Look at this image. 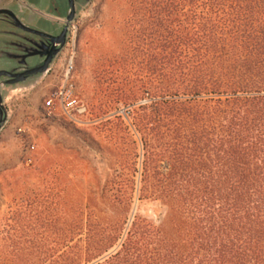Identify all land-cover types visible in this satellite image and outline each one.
<instances>
[{
    "label": "trees",
    "instance_id": "trees-1",
    "mask_svg": "<svg viewBox=\"0 0 264 264\" xmlns=\"http://www.w3.org/2000/svg\"><path fill=\"white\" fill-rule=\"evenodd\" d=\"M130 3L142 80L114 82L111 97L150 100L132 113L140 192L171 211L158 226L96 221L86 246L18 264H264V0ZM135 52L112 59L117 78Z\"/></svg>",
    "mask_w": 264,
    "mask_h": 264
},
{
    "label": "rangeland",
    "instance_id": "rangeland-1",
    "mask_svg": "<svg viewBox=\"0 0 264 264\" xmlns=\"http://www.w3.org/2000/svg\"><path fill=\"white\" fill-rule=\"evenodd\" d=\"M40 2L50 8L37 16L34 29L59 34L66 0H0V7ZM12 11L19 13L18 7ZM132 13L130 0H90L80 8L50 72L6 94L10 118L0 131V264L45 261L60 256L65 246H86L96 221L109 226L129 219V225L140 216L158 226L171 211L170 203L140 192L145 152L132 113L150 100L130 107L118 95L111 97L124 80H142L141 49L129 39L138 30L129 22ZM5 31L14 33V40L33 39L3 16L0 34ZM128 49H136L137 65L117 78L112 59ZM16 51L0 35V70L16 65L9 57ZM71 60L76 94L89 110L80 125L45 109Z\"/></svg>",
    "mask_w": 264,
    "mask_h": 264
},
{
    "label": "water",
    "instance_id": "water-1",
    "mask_svg": "<svg viewBox=\"0 0 264 264\" xmlns=\"http://www.w3.org/2000/svg\"><path fill=\"white\" fill-rule=\"evenodd\" d=\"M90 0H66V17L61 18L66 22L62 24V31L55 34H48L34 29V23L38 15H43L49 10V6L42 2L26 6L0 7V18L3 16L13 21V27L25 34L33 37L32 40L20 36L14 40V33L3 32L5 40L12 42V48L17 49V53L9 57L17 61L9 63V68L0 70V131L3 130L10 118L9 111L5 105L6 94L41 78L50 72L55 61L66 48L71 34L72 24L76 21L80 8L87 5ZM18 7L19 13L12 11ZM41 11L36 13L37 10ZM54 10V9H53ZM41 13V14H40ZM11 26V25H10ZM18 42V43H17Z\"/></svg>",
    "mask_w": 264,
    "mask_h": 264
},
{
    "label": "built area",
    "instance_id": "built-area-1",
    "mask_svg": "<svg viewBox=\"0 0 264 264\" xmlns=\"http://www.w3.org/2000/svg\"><path fill=\"white\" fill-rule=\"evenodd\" d=\"M74 61L71 60L64 75L62 84L55 89L45 102V109L49 115L59 112L62 116L74 124H83V118L89 115V110L84 101L76 94L72 82Z\"/></svg>",
    "mask_w": 264,
    "mask_h": 264
},
{
    "label": "flooded vegetation",
    "instance_id": "flooded-vegetation-1",
    "mask_svg": "<svg viewBox=\"0 0 264 264\" xmlns=\"http://www.w3.org/2000/svg\"><path fill=\"white\" fill-rule=\"evenodd\" d=\"M59 22L66 25V22L64 20H59Z\"/></svg>",
    "mask_w": 264,
    "mask_h": 264
}]
</instances>
